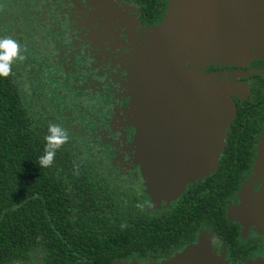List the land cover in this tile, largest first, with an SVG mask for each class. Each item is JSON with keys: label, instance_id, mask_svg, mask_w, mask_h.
Returning a JSON list of instances; mask_svg holds the SVG:
<instances>
[{"label": "flooded vegetation", "instance_id": "flooded-vegetation-1", "mask_svg": "<svg viewBox=\"0 0 264 264\" xmlns=\"http://www.w3.org/2000/svg\"><path fill=\"white\" fill-rule=\"evenodd\" d=\"M14 3L20 4L0 0V25L19 43L15 65L33 75L31 88L40 100L45 101L41 90L57 88L60 95L50 94L63 97L70 112L78 109L86 129L54 108L68 123L67 132L104 156L120 184L141 198L149 237L154 220L171 232L167 251L152 256L150 246L145 259L119 258L110 264H163L180 256V262L191 258L198 264L204 261L199 255L209 258L207 264H264V52L254 47L252 56L233 63L197 59L186 64L210 77L208 88H231L233 117L214 170L176 197L155 201L136 161L131 102L140 50L166 19L169 0H22L17 8ZM33 3L44 11L33 9ZM88 102L101 111L99 119L87 120L93 113L85 108ZM139 184L141 192L134 189Z\"/></svg>", "mask_w": 264, "mask_h": 264}, {"label": "trees", "instance_id": "trees-1", "mask_svg": "<svg viewBox=\"0 0 264 264\" xmlns=\"http://www.w3.org/2000/svg\"><path fill=\"white\" fill-rule=\"evenodd\" d=\"M33 9L44 11L41 4ZM1 14L0 8V20ZM5 27L0 39L18 45ZM15 58L9 74L0 76V264L35 258L40 264H110L145 259L150 246L152 256L167 251L171 232L154 220L149 237L141 198L120 184L104 156L67 132L68 123L38 98L33 75L19 70ZM95 105L85 108L94 112ZM49 124L64 129L67 139L42 166Z\"/></svg>", "mask_w": 264, "mask_h": 264}, {"label": "water", "instance_id": "water-1", "mask_svg": "<svg viewBox=\"0 0 264 264\" xmlns=\"http://www.w3.org/2000/svg\"><path fill=\"white\" fill-rule=\"evenodd\" d=\"M169 2L151 44L140 50L131 102L136 161L155 201L176 197L214 170L233 117L231 88H208L210 77L186 64L233 63L254 47L264 52V0ZM180 257L163 264H196Z\"/></svg>", "mask_w": 264, "mask_h": 264}, {"label": "clouds", "instance_id": "clouds-1", "mask_svg": "<svg viewBox=\"0 0 264 264\" xmlns=\"http://www.w3.org/2000/svg\"><path fill=\"white\" fill-rule=\"evenodd\" d=\"M18 45L11 38L0 39V76H7L10 72L11 62L17 57ZM22 58V57H21ZM46 150L39 158L42 166L52 163L55 150L67 139L66 132L57 124H49L46 136Z\"/></svg>", "mask_w": 264, "mask_h": 264}, {"label": "rangeland", "instance_id": "rangeland-1", "mask_svg": "<svg viewBox=\"0 0 264 264\" xmlns=\"http://www.w3.org/2000/svg\"><path fill=\"white\" fill-rule=\"evenodd\" d=\"M15 1V0H14ZM19 2H20V4L22 3V0H19ZM6 3H8V0H6ZM15 4V3H14ZM20 4H19V6L17 5V4H15V7L17 8V7H20ZM19 31V30H18ZM17 31V32H18ZM42 65H43V62H41V64H40V68H41V70H42ZM53 80V77H51L50 78V81H52ZM41 92H42V96H44L43 98L45 99V102L49 105V104H51V105H53L54 106V108L57 110V112L59 113V115L61 116V117H63V118H67V119H69V122H70V120L72 121V122H75L76 124L77 123H80L79 125V127H81L82 129L84 128V129H86L87 128V126L86 125H83V122L81 121V119H82V116H79V114H78V109L77 108H75V109H72V111L70 112V110H69V108L68 107H64L63 106V100H62V98L63 97H54L53 95H51V94H56V95H60V94H58V91H57V88H46V89H43V90H41ZM51 93V94H50ZM101 115V111L100 110H95L93 113H90V118L88 117L87 118V120L88 121H90L94 116L96 117V118H98L97 116H100ZM99 119V118H98ZM97 121V120H96ZM84 135V134H83ZM82 135V136H83ZM102 135L103 136H107L106 135V133H104V131L102 132ZM128 135V134H127ZM85 137V136H84ZM89 137V136H88ZM109 139V138H108ZM107 140V139H106ZM110 141H112V139H109ZM103 142V144H104V142H105V140H101V143ZM98 143L101 145V143H100V141L98 140ZM97 146V145H96ZM103 153H105L106 154V149H105V151L103 152ZM113 154H111V156H112ZM134 189L135 190H137V192H141L142 191V186H141V184H139V185H137V187H134ZM206 255V254H205ZM207 256V255H206ZM202 257H205L204 255L202 256ZM199 259H201V257H200V255H199ZM205 260H207V259H209L208 257H205L204 258ZM210 260H212V259H210ZM135 263H138L137 261H133L131 264H135Z\"/></svg>", "mask_w": 264, "mask_h": 264}]
</instances>
